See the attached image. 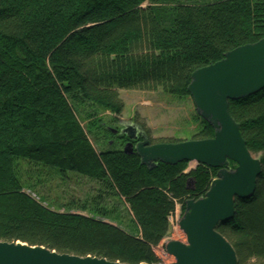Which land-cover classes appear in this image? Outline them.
<instances>
[{"label":"trees","instance_id":"trees-1","mask_svg":"<svg viewBox=\"0 0 264 264\" xmlns=\"http://www.w3.org/2000/svg\"><path fill=\"white\" fill-rule=\"evenodd\" d=\"M262 39L264 0H0V241L121 264L160 263L156 250L177 204L185 211L188 199L204 197L219 169L199 165L186 173L184 161L149 170L112 142L99 153L90 137L104 146L113 132L94 115L84 127L78 111L91 106L115 121L126 109L120 91L190 96L195 71ZM230 112L263 173L257 192L238 200L235 217L218 231L238 264H264V90L232 101ZM202 124L197 139L213 138L214 128ZM21 160L97 180L129 205L136 232L99 212L85 217L46 207L25 192Z\"/></svg>","mask_w":264,"mask_h":264},{"label":"water","instance_id":"water-1","mask_svg":"<svg viewBox=\"0 0 264 264\" xmlns=\"http://www.w3.org/2000/svg\"><path fill=\"white\" fill-rule=\"evenodd\" d=\"M191 80L188 91L196 111L214 128L215 136L154 144L142 127L127 124L121 131L130 140L124 152L137 154L149 170L162 163L173 167L184 161L219 169L204 197L186 201L185 215L179 225L188 242L171 241L165 248L176 260L173 264H238L235 247L218 227L235 217L238 200L249 199L257 192L263 166L249 150L241 124L230 112V103L264 90V39L226 53L223 60L195 71ZM140 138L142 141L134 147L133 141ZM231 162L237 165L236 169L230 167ZM193 184L190 179L188 188ZM0 264L121 263L90 255L62 254L23 242L0 241Z\"/></svg>","mask_w":264,"mask_h":264},{"label":"rangeland","instance_id":"rangeland-1","mask_svg":"<svg viewBox=\"0 0 264 264\" xmlns=\"http://www.w3.org/2000/svg\"><path fill=\"white\" fill-rule=\"evenodd\" d=\"M121 97L126 105L124 113L114 121L115 117L108 112L95 109L91 106L81 107L78 117L86 127L90 122L89 115H94L100 119L108 129L121 130L122 124L136 123L137 126H144L151 141L161 142H183L197 139L199 133L203 131L202 117L196 111V105L191 96L177 97L159 91H120ZM111 134L108 140L100 143L90 137V140L99 153L110 148V142L114 144L112 148L121 149L126 147L128 141L119 139L120 134ZM120 143V145H117ZM255 157L259 158L258 155ZM232 163V162H231ZM19 176L22 178L25 192L32 195L50 209L60 213L71 212L83 216L93 217L95 212L105 217L107 223H111L122 228L129 233H135L136 227L133 223V216L129 205L125 200L116 198L110 190L97 180H92L86 176L75 173L61 175L60 171L53 167L38 166L32 162H18ZM199 164L189 162L186 173L196 170ZM232 169L237 165L231 164ZM216 178V177H215ZM214 178V179H215ZM193 185L191 186V188ZM181 203L177 204L175 213L170 217L171 230L165 241L157 248L156 252L165 263H173L175 259L167 253L165 245L171 241L188 242V237L181 230L179 225L184 217L185 211ZM104 214V215H102Z\"/></svg>","mask_w":264,"mask_h":264},{"label":"flooded vegetation","instance_id":"flooded-vegetation-1","mask_svg":"<svg viewBox=\"0 0 264 264\" xmlns=\"http://www.w3.org/2000/svg\"><path fill=\"white\" fill-rule=\"evenodd\" d=\"M127 124H133V123H126V124H122L121 126L123 127L121 130H118V129H116V130H118V131H116V130H114V129H112V132H113V134L114 135H116V134H120L121 135V131L124 129V127L125 126H127ZM134 124H136L135 122H134ZM138 127V126H137ZM139 127H142L143 129H144V131L147 133V135H148V132H147V130H146V128L144 127V126H139ZM125 138H128V137H126V136H124ZM149 137V136H148ZM150 138V137H149ZM150 140H151V138H150ZM130 140H129V138H128V141H127V143L129 142ZM140 141H142V139L140 138V139H138V141H133V144H134V147L137 145V144H139V142ZM127 143H126V145H127ZM151 143H153L152 141H151Z\"/></svg>","mask_w":264,"mask_h":264},{"label":"built area","instance_id":"built-area-1","mask_svg":"<svg viewBox=\"0 0 264 264\" xmlns=\"http://www.w3.org/2000/svg\"><path fill=\"white\" fill-rule=\"evenodd\" d=\"M160 258V257H159ZM161 260V259H160ZM165 263V262H164Z\"/></svg>","mask_w":264,"mask_h":264}]
</instances>
